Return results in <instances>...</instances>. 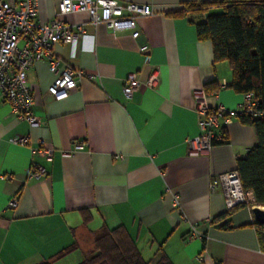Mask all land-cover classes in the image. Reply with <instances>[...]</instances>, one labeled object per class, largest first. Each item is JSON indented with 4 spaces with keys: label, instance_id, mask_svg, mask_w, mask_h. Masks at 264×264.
<instances>
[{
    "label": "crops",
    "instance_id": "1",
    "mask_svg": "<svg viewBox=\"0 0 264 264\" xmlns=\"http://www.w3.org/2000/svg\"><path fill=\"white\" fill-rule=\"evenodd\" d=\"M59 1L39 0L38 20L52 19ZM123 1L152 7L151 15L136 18L137 39L131 30L93 24L86 12L60 16L74 30L84 27L74 45L59 42L54 48L62 67L82 76L67 99H56L48 93L55 78L48 60L34 63L28 80L38 125L18 119L0 95V264H37L73 243L77 249L54 264L74 255L80 262L94 233L120 225L146 259L156 258L163 245L174 264H264L253 191L251 205L217 220L228 209L223 190L211 188L257 144L254 127L222 116L211 151L188 154V140L201 132L195 92L218 84L207 96L211 107L233 108L244 95L230 86L229 63L216 62L212 43L197 36L196 23L222 10L171 13L188 3L221 0ZM143 43L150 45L149 63L138 49ZM154 69L155 86L142 84L131 96L124 94L129 73L145 81ZM15 136H29L31 145L13 143ZM41 142L54 149L51 161L33 157L31 147ZM33 160L45 167L46 177H28ZM13 198L17 204L11 207ZM83 212L91 215L86 224ZM193 224L204 238L190 239Z\"/></svg>",
    "mask_w": 264,
    "mask_h": 264
},
{
    "label": "built area",
    "instance_id": "2",
    "mask_svg": "<svg viewBox=\"0 0 264 264\" xmlns=\"http://www.w3.org/2000/svg\"><path fill=\"white\" fill-rule=\"evenodd\" d=\"M39 10V0H0V95L1 99L9 104L11 113L20 120H26L31 126L39 124L34 114V96L28 80V72L35 62L44 58L48 60L49 67L55 74L52 84L48 87V93L56 99H67L77 87L78 78L82 76V71L68 66L62 67L54 54L57 43L74 45L80 36H84L83 25H78L77 30H74L72 25L60 19L61 15L86 12L93 24L103 23L114 31L131 30L132 37L137 39L141 32L137 28L136 18L153 13L149 4L123 0H60L56 4L55 16L47 22L38 20ZM138 49L144 57V62L149 63L150 45L143 43ZM158 76L157 69H154L149 77L142 81L138 72H131L124 79L123 92L126 96H131L142 84L155 86ZM243 95V101L233 108L224 105L211 107L207 101L208 93L204 89L195 92L201 132L188 140L189 155L197 156L211 151L219 137L215 128L219 126L220 117H264L262 98L254 92H246ZM11 141L20 145H31L29 136H15ZM80 147L81 145H77V148ZM31 152L35 158L42 157L51 161L54 149L41 142L31 147ZM47 175L45 167L33 160L28 177L39 179ZM211 188L223 190L228 210L253 203L251 191L243 189L236 169L219 174ZM16 204L17 198H13L9 203L11 207ZM204 237L197 224H193L190 239ZM196 258L204 261L202 255Z\"/></svg>",
    "mask_w": 264,
    "mask_h": 264
},
{
    "label": "trees",
    "instance_id": "3",
    "mask_svg": "<svg viewBox=\"0 0 264 264\" xmlns=\"http://www.w3.org/2000/svg\"><path fill=\"white\" fill-rule=\"evenodd\" d=\"M219 8L220 13L208 14L196 23L199 40H209L213 46L216 62L227 61L232 70L231 88L236 93L254 92L262 98L264 107V0H221L203 3H188L186 8L172 15H203ZM215 82L205 84L206 93L218 91ZM240 121L254 127L257 144L237 161V171L245 191L252 190L257 205L264 206V117H240ZM225 137L222 142H227ZM240 206V205H239ZM233 209L221 214L228 217ZM87 214L86 212H83ZM91 215L85 216V224ZM215 219V220H216ZM229 223L223 225L228 227ZM257 236L264 247V224L253 222ZM160 245L156 258L146 259L123 226H103L94 233L93 246L77 264H174ZM73 243L54 256L37 264H54V261L77 249ZM154 262H153V261ZM152 261V262H151Z\"/></svg>",
    "mask_w": 264,
    "mask_h": 264
},
{
    "label": "water",
    "instance_id": "4",
    "mask_svg": "<svg viewBox=\"0 0 264 264\" xmlns=\"http://www.w3.org/2000/svg\"><path fill=\"white\" fill-rule=\"evenodd\" d=\"M252 212L255 218V221L261 224H264V209L261 208L259 205H255L252 208Z\"/></svg>",
    "mask_w": 264,
    "mask_h": 264
},
{
    "label": "rangeland",
    "instance_id": "5",
    "mask_svg": "<svg viewBox=\"0 0 264 264\" xmlns=\"http://www.w3.org/2000/svg\"><path fill=\"white\" fill-rule=\"evenodd\" d=\"M215 12L218 13L219 10H218V11H215ZM256 205H257V204H256ZM259 206H262V205H259ZM146 246H147V245H143V244L140 245V247L143 248V250H145V254H146V252H147V251H146V250H147V249H146ZM78 255H79V254H78ZM78 260H79V257L76 256V255H74V256H73L72 258H70V259L68 258V259H66V260H63V262H61L60 264H77V262H79ZM152 261H153V260H152ZM152 261H151V262H152ZM153 262H154V261H153Z\"/></svg>",
    "mask_w": 264,
    "mask_h": 264
},
{
    "label": "bare ground",
    "instance_id": "6",
    "mask_svg": "<svg viewBox=\"0 0 264 264\" xmlns=\"http://www.w3.org/2000/svg\"><path fill=\"white\" fill-rule=\"evenodd\" d=\"M263 209V208H262Z\"/></svg>",
    "mask_w": 264,
    "mask_h": 264
}]
</instances>
